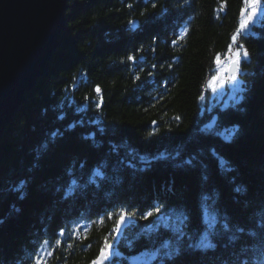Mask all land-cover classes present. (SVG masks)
<instances>
[{
    "label": "trees",
    "instance_id": "trees-1",
    "mask_svg": "<svg viewBox=\"0 0 264 264\" xmlns=\"http://www.w3.org/2000/svg\"><path fill=\"white\" fill-rule=\"evenodd\" d=\"M248 9L244 0L69 1L49 70L0 140V264H36L45 239L51 255L41 264H92L106 238L110 264L142 255L151 264H254L264 246L247 235L264 232V14L238 37L249 53L240 98L224 107L207 90ZM227 129L237 131L226 141ZM55 130L61 135L53 140ZM98 164L105 174L92 183ZM73 176L78 184L66 197ZM121 209L136 215L117 234ZM212 216L245 233L188 248Z\"/></svg>",
    "mask_w": 264,
    "mask_h": 264
},
{
    "label": "water",
    "instance_id": "water-1",
    "mask_svg": "<svg viewBox=\"0 0 264 264\" xmlns=\"http://www.w3.org/2000/svg\"><path fill=\"white\" fill-rule=\"evenodd\" d=\"M69 1L0 0V140L27 93L49 70L66 28ZM260 16L258 8L243 36L259 23Z\"/></svg>",
    "mask_w": 264,
    "mask_h": 264
},
{
    "label": "snow or ice",
    "instance_id": "snow-or-ice-1",
    "mask_svg": "<svg viewBox=\"0 0 264 264\" xmlns=\"http://www.w3.org/2000/svg\"><path fill=\"white\" fill-rule=\"evenodd\" d=\"M244 3L251 9V12H249V14L247 16V20L250 21L255 16L257 6L260 5L261 0H244ZM153 6L155 7V5H153ZM242 14H243V10H242ZM130 23L134 24L135 22H130ZM246 23H247L246 21L242 22L241 28L237 29L236 33L232 35V37H231L232 45H235L238 43L237 36L240 34L241 30L246 27ZM232 45H229V47H228V54H231V55L226 54V55H228V58L231 60V65H232L231 75L229 78L232 81H237L239 73L241 71V69L239 67L240 57L242 55L244 59H247L249 57V53L246 49H244V46L242 44L239 45V47L236 48L235 51H233ZM232 57H234V59ZM127 59L129 61L135 62L134 56H128ZM216 61H217V63H220L219 56H217ZM150 75H151V73H150ZM137 79H139V77H137ZM213 79L215 80V79H217V77H214ZM95 91L97 94L100 93V89L98 86L95 88ZM85 100L86 101L88 100L87 96L85 97ZM100 106H101V102H95V107L97 108V110H99ZM86 107L87 106L84 105V106L77 108V112L85 111ZM59 118L63 119L62 116ZM77 123L83 124V121L81 120V121L74 122L73 124H70L68 127L74 128ZM92 123L98 124L99 121L95 120V121H92ZM99 131L103 132V128H100ZM225 131L227 134L223 136V139L227 141V140L231 139V137L236 133L237 130L236 129H227ZM59 135H61L59 130H55L50 134V136L53 140ZM84 138L85 139H92L93 136H92V134H88V135H85ZM118 148H119V146H113L112 151L118 153ZM46 149H47V144H43L40 146L41 151L46 150ZM140 159L143 162V157H141ZM129 163H130V166H133V165H131V162H129ZM146 163H148V162H146ZM186 163H191V161H187ZM218 163L222 167L227 166V161H225L223 159L219 160ZM81 167H83V165H81ZM104 174H105L104 168H102L98 164L96 166V168L91 170V172H90V177H89L90 182L95 183L98 178L102 179ZM24 183L25 182L22 181L16 188V191L20 192V198H23V195H24V193H23ZM77 184H78V181L73 176V178L69 181L68 185L64 187V195L66 197L70 196L75 191ZM236 191L240 192L241 189L237 188ZM205 199L207 200V199H209V197L206 196ZM13 210H16V209H14V206H13ZM153 210L155 212L159 213L160 207L158 205L154 206ZM152 214H153L152 210L142 211L139 213L140 217L144 218V219H147V217L151 216ZM135 215H136L135 212L129 213L127 210L121 209V214H120L119 220L117 221V226L113 229V231L116 232L117 234H119L120 225L123 223H126L127 220L131 216H135ZM74 231L75 230H73V232ZM244 233H245V229L242 226L236 227L235 230H233V226L231 225L230 222L225 221L224 223H220L219 218L217 216H212L210 218V221H209V224H208L206 230L198 238H195V239L190 238V241H189L187 247L190 249H204V250H206V249L214 248L216 246L213 243V239L216 236L223 235V234H231L229 236L230 240L237 241L240 238V235L244 234ZM247 235L250 238H256L257 236H259L261 241H264V232L248 231ZM58 236L61 238L65 237V231L63 228L59 231ZM182 236H183V233L178 232L176 238L182 239ZM71 237H72V233H69V236L67 238H71ZM60 243H61V240L56 239V245H59ZM48 244H49L48 239H45L43 244L39 246V250L34 253V256L36 258V264H41V259L43 257L51 255V251L48 248ZM68 246L71 247L70 244ZM129 246H131V245H129ZM163 246L167 247V245H163ZM111 249H112V245L108 242V240L106 238L105 242H104V246L101 247V249H100V255L97 257L96 260H94L92 262V264H103V261L110 260V258L113 256ZM178 252H179V249H177V253ZM166 255H171V253H166ZM242 264H249V262L243 261ZM254 264H264V247H261L259 249V255L256 258V260L254 261Z\"/></svg>",
    "mask_w": 264,
    "mask_h": 264
},
{
    "label": "rangeland",
    "instance_id": "rangeland-1",
    "mask_svg": "<svg viewBox=\"0 0 264 264\" xmlns=\"http://www.w3.org/2000/svg\"><path fill=\"white\" fill-rule=\"evenodd\" d=\"M263 9V8H262ZM249 12H251V9H248ZM264 14V11H263ZM245 21L247 22V17H245ZM244 21V22H245ZM237 36V41H238ZM239 47V42L235 45H232L233 51L236 50V48ZM231 55V54H228ZM234 59V57H232ZM242 61V55L240 57V62ZM231 64V60L227 57L226 62L224 65L216 67L215 71L213 72V75L209 79L207 83V90L208 93L211 96V102L214 104H220L224 107H228L240 98V93L242 88L240 80L232 81L227 79V73L229 70ZM214 77H217V79H213ZM241 88V90H240ZM112 253L114 254L113 247L111 249ZM112 257L110 258V260ZM137 262L145 264L147 260L145 258L137 259ZM103 264H110L109 260L103 261Z\"/></svg>",
    "mask_w": 264,
    "mask_h": 264
},
{
    "label": "bare ground",
    "instance_id": "bare-ground-1",
    "mask_svg": "<svg viewBox=\"0 0 264 264\" xmlns=\"http://www.w3.org/2000/svg\"><path fill=\"white\" fill-rule=\"evenodd\" d=\"M60 45H61V38H60ZM232 45V44H231ZM60 47V46H59ZM227 57H228V55H224V56H222V57H220V63H215L216 65H224L225 64V62H226V59H227ZM50 64V63H49ZM231 66V65H230ZM143 229L141 228V229H138L136 232H135V234H139V233H143V231H142ZM249 230H253V229H251V228H249ZM263 243H261L259 246L260 247H264V246H261ZM187 251V250H186ZM188 252V251H187ZM259 255V254H258ZM258 255H257V257H258Z\"/></svg>",
    "mask_w": 264,
    "mask_h": 264
}]
</instances>
